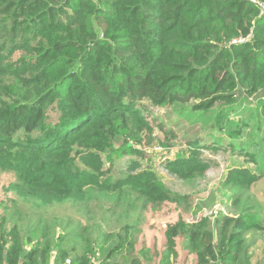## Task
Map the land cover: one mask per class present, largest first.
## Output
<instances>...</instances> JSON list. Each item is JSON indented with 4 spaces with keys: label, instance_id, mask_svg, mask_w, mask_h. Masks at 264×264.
Returning <instances> with one entry per match:
<instances>
[{
    "label": "trees",
    "instance_id": "16d2710c",
    "mask_svg": "<svg viewBox=\"0 0 264 264\" xmlns=\"http://www.w3.org/2000/svg\"><path fill=\"white\" fill-rule=\"evenodd\" d=\"M257 4L0 0V171L15 173L21 193L45 201L75 199L93 189L129 190L156 208L174 202L137 160L122 178L102 179V157L113 165L124 155H141L129 141H139L138 129L152 131L146 103L207 126L215 105L234 103L238 90L246 98L264 92V12ZM249 121L258 142L242 149L251 150L249 161L260 174L233 167L227 179L238 187L264 177L263 98ZM164 134L175 138L171 130ZM112 137L122 140L118 148ZM193 152L169 162L168 172L183 178L204 172ZM240 210L236 219L227 214L214 222L167 226L159 264L176 263L178 239L196 264H251V234L264 226L255 206L242 203ZM134 227L125 222L118 233L97 232L78 257L59 250L53 259L50 248L23 241L15 226L0 228V264H120L117 255L124 264H151V251L144 245L137 250Z\"/></svg>",
    "mask_w": 264,
    "mask_h": 264
},
{
    "label": "rangeland",
    "instance_id": "374dc122",
    "mask_svg": "<svg viewBox=\"0 0 264 264\" xmlns=\"http://www.w3.org/2000/svg\"><path fill=\"white\" fill-rule=\"evenodd\" d=\"M264 92L246 98L242 90L236 93L232 104L217 103L209 114L207 126L191 125L180 120L166 108H155L145 104L144 117L152 131L138 129L139 141H129L141 155H124L113 159V165L102 157V179L116 180L125 176L129 163L137 160L142 169H151L166 188L175 196V201L159 207L144 205L142 199L125 190L111 193L89 189L75 199H37L22 192L16 174L0 171V228L16 227L23 241L41 242L53 251L52 256L62 250L71 258L82 254L86 239H94L104 232L118 233L126 223L135 226L137 250L148 246L152 253L159 254L161 240L167 226L179 220L193 223L206 218L212 222L222 215L235 219L240 214L242 203L256 207L259 221L264 226V177L250 187H238L227 179L233 167H244L260 174L247 155L251 150L245 145H256L258 140L247 124L249 115ZM223 125L219 123L222 121ZM225 119L234 122L231 125ZM245 126H235L239 122ZM171 130L175 138L165 135ZM240 130L241 133H237ZM240 134V136H238ZM230 147V143L234 142ZM191 142L197 143L194 148ZM122 140L111 138L113 148ZM244 144V145H243ZM196 153V163L204 166V172L193 171L190 178L175 176L168 172L167 164L178 155L188 158ZM250 154V153H249ZM46 198V197H44ZM240 200L238 203L237 200ZM237 201V203H235ZM256 240L248 254L251 264H264V232L252 233L250 241ZM30 247V245H28ZM177 249L183 256V242L177 240ZM56 252V253H55Z\"/></svg>",
    "mask_w": 264,
    "mask_h": 264
},
{
    "label": "crops",
    "instance_id": "0c3cea01",
    "mask_svg": "<svg viewBox=\"0 0 264 264\" xmlns=\"http://www.w3.org/2000/svg\"><path fill=\"white\" fill-rule=\"evenodd\" d=\"M164 245H165V239H164V234H163V239L161 240V244H160V248H159V252H158L159 254H154L152 252L150 254V256L152 257V261H151L152 263L151 264H159L160 257H161V252L164 250ZM146 249H149V247L146 246ZM176 251H177L178 257L176 259V263L175 264H196V258H195L194 255H190V254H188V252L186 250H184L185 254L183 256H181L179 251H178V249H177V247H176ZM53 258L54 257H52V259ZM114 260H115V262H120V264H124L122 262L121 256H119V255L115 256Z\"/></svg>",
    "mask_w": 264,
    "mask_h": 264
},
{
    "label": "built area",
    "instance_id": "2783aa9c",
    "mask_svg": "<svg viewBox=\"0 0 264 264\" xmlns=\"http://www.w3.org/2000/svg\"><path fill=\"white\" fill-rule=\"evenodd\" d=\"M247 1L249 3H252V4H257V2L255 0H247ZM257 5L260 7L261 11L264 12V6H262L260 4H257ZM67 264H69V263L67 262Z\"/></svg>",
    "mask_w": 264,
    "mask_h": 264
}]
</instances>
